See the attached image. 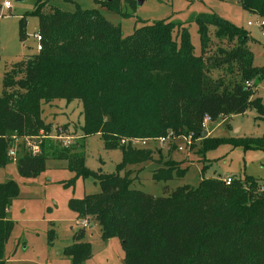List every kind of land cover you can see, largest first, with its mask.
<instances>
[{
    "label": "trees",
    "instance_id": "16d2710c",
    "mask_svg": "<svg viewBox=\"0 0 264 264\" xmlns=\"http://www.w3.org/2000/svg\"><path fill=\"white\" fill-rule=\"evenodd\" d=\"M50 1L38 2L34 12L42 50L13 64L3 79L0 169L10 164L13 136L37 137L41 131L50 135L51 125L42 118L44 103L80 101L84 117L80 138L69 148L42 140L40 154L20 155V176L36 178L49 160H55L66 161L75 174L67 187L78 178L97 179L101 191L71 199L69 209L78 219L96 221L103 240L118 238L126 264H264V191L258 179L234 177L226 185L221 178L203 176L197 187L170 191L166 186L165 194L156 197L134 189V180L119 173L151 158L150 151L122 145V140L154 139L170 131L176 136L193 133L198 139L206 115L217 121L256 109L264 120V103L253 98L256 81L264 79V67L254 65L248 32L217 15L196 16L202 44L197 56L183 24L156 21L125 37L97 10H45ZM124 2L138 5L137 0ZM240 3L245 11L264 18V0ZM103 4L123 14L122 0ZM212 34L237 44L210 56ZM224 67L226 73L213 77ZM249 81L254 82L251 88L246 86ZM92 135L102 136L108 149L121 148L118 173L98 175L86 167L85 139ZM201 141L205 151L222 142L210 137ZM235 143L264 150V137ZM186 173L172 163L153 178L166 183ZM19 195L17 182L0 183V264H7L6 245L15 226L8 210ZM75 237L80 240L82 234ZM64 254L72 264H84L91 258V245L75 242Z\"/></svg>",
    "mask_w": 264,
    "mask_h": 264
},
{
    "label": "rangeland",
    "instance_id": "374dc122",
    "mask_svg": "<svg viewBox=\"0 0 264 264\" xmlns=\"http://www.w3.org/2000/svg\"><path fill=\"white\" fill-rule=\"evenodd\" d=\"M4 1L0 0V95L5 73L13 64L38 53L35 35L39 32V20L34 12L38 2L47 0H11V10L3 9ZM104 1L106 0H51L45 10L57 8L74 12L78 7L97 10L111 24L120 28L125 37L132 35L137 28L156 21L183 24L189 30L197 56L202 54V44L195 17L217 15L248 32L254 65L264 67L262 30L256 25L248 24L255 23L260 16L245 11L241 0H145L141 6H132L122 0L123 14L111 10L103 4ZM22 18L24 25L21 27ZM177 34L178 29L174 32L176 39ZM211 39L213 46L210 56L217 55L220 48L230 50L237 44L232 45L227 40L220 41L214 34ZM227 70L224 67L214 71L212 75L217 78ZM257 97L264 103V79L254 86L253 98ZM82 112L80 101L68 103L65 100H54L43 104L42 118L46 124L51 125L50 134L57 127H67L80 138L84 122ZM208 131H212L210 138L222 142L205 151L204 143L195 141L190 151L178 152L173 143L161 146L152 141L147 146L140 145L138 148L150 151V159L130 164L119 173L122 176L127 173L134 180V189L156 197L165 194L166 186L170 191L184 185L197 187L203 176L225 178L231 175L241 180L253 177L258 179L259 187L264 191V150L245 149L243 145L235 143V140L264 137V120L260 119L258 111L252 109L243 115L220 118L209 124ZM177 144L184 146L182 140H178ZM84 151L86 167L98 175L118 173V166L123 162L121 148L108 149L100 135L87 137ZM172 163L180 172L186 170L187 173L166 183L155 181L154 174L169 168ZM74 176L66 161L49 160L46 170L40 176L30 179L20 176L17 164L12 160L6 168L0 169V183L13 180L20 187V198L11 209V219L15 226L6 245L5 253L9 257L7 264H72L64 250L80 241L91 245V258L84 264H126L125 252L118 238L103 240L102 228L97 222L87 217L85 220H88L90 227L83 228L81 223L84 219L76 218L75 213L69 209L71 199H81L101 191L98 180L92 176L78 178L73 186L67 187ZM79 233L82 234L80 240L75 237Z\"/></svg>",
    "mask_w": 264,
    "mask_h": 264
},
{
    "label": "built area",
    "instance_id": "2783aa9c",
    "mask_svg": "<svg viewBox=\"0 0 264 264\" xmlns=\"http://www.w3.org/2000/svg\"><path fill=\"white\" fill-rule=\"evenodd\" d=\"M13 4L11 0H5L3 2V9L4 10H11ZM249 26L256 25L262 30V34L264 36V19L258 17L257 21L255 23L249 22ZM35 39L38 42L37 46V52H40L42 50V36L37 33L35 35ZM1 43H0V53H1ZM254 82L249 81L246 83V86L251 88L253 87ZM213 120L210 116L206 115L203 119L202 122V130L203 132L206 131L208 132V126L210 123H212ZM44 138L51 139L52 141L54 140L55 142H58L62 146L69 148L71 147L78 139V135L72 134V132L66 128V127H57L53 130V133L50 135H46L43 131L40 132V135L37 137H20L18 135H15L12 137V142L11 146L9 148L8 156L9 158L14 162L17 163L19 160V157L23 153H30L33 156H36L40 154L41 152V141ZM203 138H198L195 139V136L193 133L186 135V136H176L173 131L168 132L166 136L159 137V138H152V139H126L122 140L121 144L122 145H130L132 148H139L141 146H147L149 142H156L159 143L161 146H169L172 143L176 145L177 151L178 152H184L186 150L190 151L192 148L193 144L195 141H201ZM178 140H182L184 142V146H179L177 144ZM223 182L226 185H231L232 182L234 181V177L229 175L226 176L225 178H221ZM81 226L83 228L90 227L88 220H83L81 223Z\"/></svg>",
    "mask_w": 264,
    "mask_h": 264
},
{
    "label": "crops",
    "instance_id": "0c3cea01",
    "mask_svg": "<svg viewBox=\"0 0 264 264\" xmlns=\"http://www.w3.org/2000/svg\"><path fill=\"white\" fill-rule=\"evenodd\" d=\"M21 1H23V0H21ZM212 131H208L207 132V137H210L211 136V133ZM204 139V138H203ZM174 146V145H173ZM176 146V145H175ZM175 150L177 151V148H175ZM17 164V163H16ZM20 198V197H19ZM19 198H17V199H19ZM17 199H15L14 201H13V203H12V206H13V204H14V202H16V200ZM12 206L10 207V209L8 210V213H9V219H11L12 217H11V209H12ZM76 215V214H75ZM76 218H77V215H76ZM12 220V219H11ZM90 222H91V220H89ZM93 222H96V221H93ZM92 225V224H91ZM11 238V237H10ZM7 247V246H6ZM5 252H6V250H5ZM5 257H6V260H8V258L9 257H7V255H6V253H5Z\"/></svg>",
    "mask_w": 264,
    "mask_h": 264
},
{
    "label": "water",
    "instance_id": "95a60500",
    "mask_svg": "<svg viewBox=\"0 0 264 264\" xmlns=\"http://www.w3.org/2000/svg\"><path fill=\"white\" fill-rule=\"evenodd\" d=\"M137 1H138V5L141 6L145 0H137ZM256 84H259V81H256ZM202 138H207V132L206 131L202 132Z\"/></svg>",
    "mask_w": 264,
    "mask_h": 264
}]
</instances>
